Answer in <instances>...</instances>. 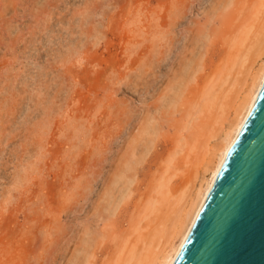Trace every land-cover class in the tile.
Wrapping results in <instances>:
<instances>
[{"label":"rangeland","instance_id":"rangeland-1","mask_svg":"<svg viewBox=\"0 0 264 264\" xmlns=\"http://www.w3.org/2000/svg\"><path fill=\"white\" fill-rule=\"evenodd\" d=\"M263 2L0 0V264H115L170 225L220 121L219 101L199 107L205 86L222 69L224 89L232 75L241 83L253 63L248 88L264 63ZM192 67L197 79L181 86ZM173 87L186 90L175 105ZM182 140L188 146L174 155ZM164 176L166 202L150 212Z\"/></svg>","mask_w":264,"mask_h":264},{"label":"water","instance_id":"water-1","mask_svg":"<svg viewBox=\"0 0 264 264\" xmlns=\"http://www.w3.org/2000/svg\"><path fill=\"white\" fill-rule=\"evenodd\" d=\"M172 264H264V81Z\"/></svg>","mask_w":264,"mask_h":264},{"label":"bare ground","instance_id":"bare-ground-1","mask_svg":"<svg viewBox=\"0 0 264 264\" xmlns=\"http://www.w3.org/2000/svg\"><path fill=\"white\" fill-rule=\"evenodd\" d=\"M259 1V0H258ZM217 3V2H216ZM264 3V2H263ZM262 3V4H263ZM261 4V3H259ZM230 5V4H229ZM263 6V5H262ZM259 8V7H258ZM255 9L257 10L256 6H255ZM259 11V10H258ZM261 11V10H260ZM264 12V11H262ZM256 14V11L253 12ZM260 13V12H259ZM258 13V14H259ZM254 15V14H253ZM182 16V15H181ZM257 16V15H256ZM260 16V15H258ZM255 17V15H254ZM257 18V17H256ZM257 20V19H256ZM264 21V20H263ZM257 22V21H256ZM246 23V22H245ZM262 23V22H261ZM263 26V24H261ZM248 23H246L247 25ZM261 26V27H262ZM257 27V26H256ZM260 27V28H261ZM246 28V26L244 27ZM259 28V29H260ZM246 29H249V27H247ZM252 28L250 27V30ZM257 29V28H256ZM263 29V28H261ZM207 30V29H206ZM253 31V30H252ZM260 31V30H259ZM243 32V31H242ZM247 32V30H246ZM249 32V31H248ZM247 32V33H248ZM255 32V31H254ZM258 32V31H256ZM255 32V33H256ZM246 33V34H247ZM255 33H252V35H257ZM259 33V32H258ZM261 33V32H260ZM262 34V33H261ZM240 35V34H239ZM244 35V34H243ZM248 37H249V34H247ZM246 35V36H247ZM263 35V34H262ZM261 35V37H262ZM238 36V35H237ZM246 36H243L245 37L246 39ZM241 37V36H240ZM247 37V38H248ZM260 37V35H259ZM236 38V36L234 37ZM235 40L234 42L232 41V45L231 46H234V45H237L239 43V40ZM256 38V36H255ZM237 39H240V38H237ZM244 40V38H241V40ZM251 41L253 39L250 38ZM249 40V39H248ZM245 41V40H244ZM249 41V44L250 42ZM255 41V40H254ZM257 41V40H256ZM253 44V43H252ZM255 44V43H254ZM239 45V44H238ZM230 46V49L232 48ZM241 46V45H240ZM239 46V48H241ZM244 46V45H242ZM249 46V45H248ZM252 46V45H251ZM255 46V45H254ZM250 47V46H249ZM234 48V47H233ZM236 48V47H235ZM243 48V47H242ZM245 49H247V47H245ZM249 49V48H248ZM247 49V50H248ZM252 49V48H251ZM250 49V50H251ZM232 50V49H231ZM244 50V48H243ZM247 50H244L245 53H247L248 51ZM258 50V55L257 57H262L264 56V39L260 40L259 43H258V48L256 49ZM256 50H254V52H256ZM235 49H234V54H235ZM239 51V50H238ZM247 51V52H246ZM232 52V51H231ZM250 52V51H249ZM195 53V52H194ZM238 53V52H237ZM257 53V52H256ZM255 54V53H254ZM232 55V54H231ZM231 55H230V58L228 60H231ZM238 56V55H237ZM236 56V57H237ZM256 56V55H254ZM253 56V58H254ZM242 57V55H241ZM238 58V57H237ZM259 59V58H258ZM188 60V59H187ZM233 60V59H232ZM247 60L249 61L248 59V54H244L243 57L241 58L240 60V63H239V67L242 65V67L240 68L242 70L243 68V65L245 63H247ZM189 61V60H188ZM227 62V60H226ZM225 62V63H226ZM232 62V61H230ZM229 62V63H230ZM252 62V61H251ZM256 62V61H255ZM224 63V64H225ZM236 63V62H235ZM262 63V64H261ZM260 63V65L258 64V66H260L259 68H257L258 70H256V72L254 73V75L252 76V83H251V86H249L247 88V78L251 75V71L254 69V65L253 63H251L249 66L247 64V75H245V80H243L241 83H240V80L236 77L234 79V76L235 75H232L233 76V80H231V83L230 85L228 86V89H224V86L226 85V83L228 82L229 80V74L228 75H225L224 78H221V75H222V72L223 70L225 69H222L220 71L221 68H219L218 70L220 72H215L216 75H217V78L214 80V82L212 84H208L209 87L205 86L206 87V90L204 91L203 95H202V101L199 105V107L201 108V110H204L205 107H211L215 105V102L219 101V107H220V115L221 117L219 118L220 121H217L218 118L216 119L217 121V125L215 127H213L214 131H211L210 132V136H209V140H206V142L204 143V145L202 144L200 146V148L204 151L203 155L198 159L196 165L198 164V166H196V169L194 171V177H193V180L195 181V184L194 182L190 181V184H187V186L185 187V189L183 188V190H181V196L179 194V198H175L177 199V201H175L174 205L178 203V208L177 210L174 211L173 210H170V211H174V213L172 214L173 217L171 219V223L170 225L167 226V224H169L167 222V224H165L163 226V228H161V226H159V230L157 232H155L150 238L149 240H146V237L145 238H141L139 241H142L143 242V247L139 248L140 246H138L137 244H135L134 246H132L131 250H129L127 252V255L125 258H120L122 256L119 257L118 261L115 263V264H172L175 256L177 255L184 239L186 238L208 192H209V189L219 171V168L226 156V153L230 147V145L232 144L238 130L240 129L246 115L248 114L261 86H262V83L264 81V63H263V60L262 62ZM192 64V63H190ZM223 64V63H222ZM223 64V65H224ZM238 65V63H236ZM223 65H220V66H223ZM231 65V64H229ZM228 65V67H229ZM234 63L232 64L231 66V72H232V68L234 67ZM236 65V66H237ZM255 65H257L255 63ZM192 66V65H191ZM196 66V65H195ZM198 66V65H197ZM201 66V65H200ZM227 66V64H226ZM202 68V67H201ZM224 68H225V65H224ZM187 69H188V66H187ZM185 69V73H183V75H185L183 77V79L179 82V84L182 86V83L183 82H186V83H190V81L192 80H196L197 78H195V75H197V73H195L196 71H198V69L200 70V67H198L197 69L196 68H190L191 71ZM229 69V68H228ZM216 70V69H215ZM245 70V69H244ZM229 72V70H227ZM214 72V71H213ZM237 72V71H236ZM240 72V70L238 71ZM246 72V71H245ZM226 73V72H225ZM230 73V72H229ZM211 74V73H210ZM233 74V73H231ZM235 74V73H234ZM246 74V73H245ZM215 75V74H214ZM215 75V77H216ZM241 75V73H240ZM213 76V73L212 75L210 76V78ZM214 77V76H213ZM182 78V77H181ZM195 78V79H194ZM212 79V78H211ZM210 79V80H211ZM241 79V78H240ZM179 81V80H178ZM219 82V88L217 89V84ZM192 83V82H191ZM228 84V83H227ZM179 87V85H177ZM185 83H184V86L185 87ZM176 88V87H175ZM173 87V91L175 94V96L173 97V100L174 101V105H175V102L179 101L181 99V96L182 94L186 91L183 92V89L185 88H180L181 90L177 91V89H175ZM172 89V88H171ZM220 89H222L223 91L222 92V96H219V94L217 93L218 91H220ZM168 90V89H167ZM167 95V94H166ZM183 97V96H182ZM178 98H180L178 100ZM171 99V98H170ZM181 101V100H180ZM178 103V102H177ZM198 105V104H197ZM218 105V104H217ZM194 107V106H193ZM197 107V106H196ZM199 108V109H200ZM215 108V107H214ZM217 108V107H216ZM197 109V108H196ZM217 111V109H216ZM202 112V111H201ZM199 113V112H198ZM195 115V114H194ZM193 117V116H192ZM198 120V119H197ZM193 121V120H192ZM156 122V121H155ZM190 122V121H189ZM216 124V123H215ZM151 126V125H150ZM156 127H152V129L148 132V134L150 136H153L155 137L156 135ZM212 129V130H213ZM152 132V133H151ZM224 135V137H223ZM223 137V138H222ZM150 140L147 142V149H146V153L148 152V150H150V148H152V143H153V139L151 137H149ZM207 138V137H206ZM212 139H216L215 140V143H213L212 145V142L211 140ZM147 141V140H146ZM180 143L179 142V148L175 151V154H180V151L184 148V146L187 144L186 142L184 143V141L182 140ZM201 142V141H200ZM214 142V141H213ZM150 145H149V144ZM189 144V143H188ZM187 144V146H188ZM144 147V146H143ZM194 147V146H193ZM199 147V146H198ZM197 147V148H198ZM191 148V147H190ZM196 148V149H197ZM145 149V148H144ZM199 149V148H198ZM189 150V149H188ZM201 150V151H202ZM182 153V152H181ZM144 155V154H143ZM148 155V154H147ZM173 155V153H172ZM197 155V153H196ZM195 155V156H196ZM146 156V154H145ZM187 156V155H186ZM144 157V156H143ZM174 157H171V160L169 161V166L172 164V161H173ZM197 159V158H196ZM130 165V163H129ZM131 167V166H130ZM195 167V166H194ZM168 170V169H166ZM203 170V171H202ZM201 171L203 172V176L201 177ZM182 172V171H181ZM168 173V172H167ZM123 174V173H122ZM122 174H120V177L123 176ZM163 175V174H162ZM124 178V177H123ZM171 178V177H170ZM119 181V180H118ZM130 181V180H128ZM189 181V180H188ZM197 181L199 182L200 181V184H199V187H198V190H197V195H196V199H193V202L191 203L190 205V208H189V212L185 215L184 212H185V208L186 206L190 203V199L193 198V195H194V192L196 191V187H197ZM168 183H169V180H167L164 177H161L159 183L156 185V192L158 194H161L160 196V199L159 198H152V200L149 202V210L150 212H154L155 210L157 211V208L158 207V204H160L161 202V199L163 197V195L166 196V199H167V195L165 193H168ZM188 183V182H187ZM126 184V183H125ZM127 185V184H126ZM125 185V186H126ZM170 186V185H169ZM171 187V186H170ZM129 186H127V189L125 190L124 188V191H127L126 193H131V192H128V191H131L129 190ZM169 188V187H168ZM166 190V191H164ZM171 190V189H170ZM183 191V193H182ZM125 192H123L124 196L123 197H126V194ZM171 194V193H170ZM174 194V193H173ZM172 194V195H173ZM122 196V195H121ZM128 197V195H127ZM152 197V196H151ZM124 199V198H123ZM127 199V198H125ZM124 199V201H125ZM166 199L164 200V198L162 199V201L166 202ZM179 199V200H178ZM114 203V202H113ZM116 203V202H115ZM172 203V202H171ZM111 204V203H110ZM120 205V203H116V205ZM162 205V204H161ZM114 207V205H113ZM173 207V206H171ZM118 208V206H115L114 207V210H116ZM174 208V207H173ZM113 209V208H112ZM113 210V212H115ZM147 209V211H149ZM167 215V214H166ZM165 215V216H166ZM147 216V215H146ZM149 217V215H148ZM164 218V217H163ZM169 218V217H168ZM167 218V219H168ZM188 218V221L186 222V219ZM143 221V220H142ZM142 223V222H141ZM161 223V222H160ZM163 225V223H161ZM157 226V225H156ZM181 227H184V230L181 232V236H180V239H179V242L177 243V245L174 246L175 247H172L171 249H169L167 251V248L170 246L169 244H171V241L173 239V235L175 234V232H177V230H179V228ZM155 229V228H154ZM138 230L140 231V227L138 228ZM155 231V230H154ZM148 234V233H147ZM89 235V234H88ZM140 237H141V234H140ZM143 237V236H142ZM148 238V237H147ZM139 239V238H138ZM166 239V242L165 240ZM164 241V242H163ZM127 245V242L125 243ZM91 245V244H90ZM90 245L88 244V247H90ZM167 245H169L167 247ZM86 246V245H85ZM92 246V245H91ZM86 247V249L88 248ZM166 247V248H165ZM89 249V248H88ZM90 250H91V247H90ZM89 250V251H90ZM123 250V249H122ZM93 251V250H92ZM122 252V251H121ZM93 252H87L84 256L85 258V261L87 262L89 258H91V256L93 255L92 254ZM124 253V251H123ZM122 253V254H123ZM82 261V260H81ZM84 261V262H85ZM80 264V263H79ZM85 264V263H84Z\"/></svg>","mask_w":264,"mask_h":264}]
</instances>
